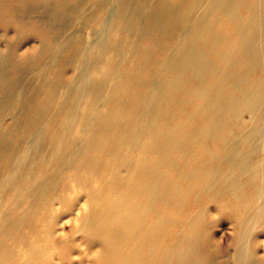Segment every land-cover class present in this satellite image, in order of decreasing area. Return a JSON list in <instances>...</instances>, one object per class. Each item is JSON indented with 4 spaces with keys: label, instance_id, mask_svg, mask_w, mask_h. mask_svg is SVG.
<instances>
[{
    "label": "bare ground",
    "instance_id": "6f19581e",
    "mask_svg": "<svg viewBox=\"0 0 264 264\" xmlns=\"http://www.w3.org/2000/svg\"><path fill=\"white\" fill-rule=\"evenodd\" d=\"M0 47V264H264V0H0Z\"/></svg>",
    "mask_w": 264,
    "mask_h": 264
},
{
    "label": "rangeland",
    "instance_id": "374dc122",
    "mask_svg": "<svg viewBox=\"0 0 264 264\" xmlns=\"http://www.w3.org/2000/svg\"><path fill=\"white\" fill-rule=\"evenodd\" d=\"M17 5H19V3L17 2ZM9 30L10 31H12V29L11 28H9ZM87 32H88V30H86ZM92 37L94 38V40L95 41H97L98 39H99V37L97 36V35H94L93 33H92ZM6 42V43H5ZM5 42H4V45H6L7 44V41L5 40ZM33 43V42H32ZM30 45V44H29ZM0 48H2V47H0ZM102 48H103V45H102V43H101V45H100V43H99V45L98 46H96L94 49H93V52L94 53H96V52H99V51H101L102 50ZM81 70H82V67H81V65H79L78 66V68L77 67H75L74 65H69L68 67H67V73H68V76H69V78H70V85H71V87L73 86H75L73 83L74 82H76V78H77V76H78V74L79 73H81ZM35 71H29V72H27V74H25V76H24V78H23V91H24V94L25 95H27L28 93V90L29 89H31V83H32V78L35 76ZM30 75V76H29ZM73 82V83H72ZM31 84V85H30ZM28 86V87H27ZM31 86V87H30ZM29 88V89H28ZM25 89H26V93H25ZM22 91V92H23ZM67 98V95L64 97V94H62L61 95V99H60V103L62 102H64L65 101V99ZM70 101V100H69ZM58 102H59V99H58ZM12 124H13V119H11V118H8L7 119V122H5V125H6V127H11L12 126ZM31 159H33V161H37L38 159L36 158V156L35 155H33L32 156V158ZM29 160V159H28ZM27 160V161H28ZM21 163H22V160H21ZM222 220V219H221ZM220 219H215L214 220V223H213V226H214V228L215 229H217L216 230V232H215V235H216V239H217V241H218V239L220 238V241H218L219 242V244L223 247V248H225V247H227L228 246V243H229V239H228V237H229V235H228V232L226 231V233L224 234V235H221V233H220V231L222 230V229H224V228H226L227 227V222H229V221H227L226 219V221H224V219H223V221H221ZM218 221H221L219 224L217 223ZM258 240H259V246H261L263 243H264V235H261V236H259V238H258ZM227 254H228V251H227Z\"/></svg>",
    "mask_w": 264,
    "mask_h": 264
}]
</instances>
